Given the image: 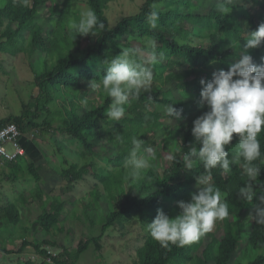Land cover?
Returning a JSON list of instances; mask_svg holds the SVG:
<instances>
[{"label": "trees", "instance_id": "obj_1", "mask_svg": "<svg viewBox=\"0 0 264 264\" xmlns=\"http://www.w3.org/2000/svg\"><path fill=\"white\" fill-rule=\"evenodd\" d=\"M86 1L98 20L105 24L104 30L97 28L96 37L89 34L77 35L75 38V34L69 32L73 0H28L27 6L22 0H5L4 6L0 8V54L29 55L37 88L32 101H23L21 114L1 119L0 127L14 122L25 134L31 128L64 133L93 155H96V144L92 143V139L103 140L104 144H111L114 150L113 156L106 155L103 150L102 157L113 163L116 170L110 174H96L104 190L96 187L90 192H98V198L103 194L101 202L105 223L101 234L81 239L75 253L67 247L64 227H60V223L65 219L64 207L73 196L71 191L75 188V182L94 173L92 164L74 162L64 168L60 172L61 178L66 181L61 188L63 192L58 196L48 195L43 211L37 217L41 230L48 233L57 228L61 230L57 242L51 239L41 242L24 240L19 250H7L1 240L3 223L6 221L17 226L22 219V211L18 202L5 194L6 203L0 207V251L20 254L27 247H33L39 255L46 259L52 258L56 264H77L80 256L92 244L101 250V240L106 231L131 215L145 216L143 221L149 223L161 208L171 217L179 214L177 202L190 200L192 192L198 190L196 176L205 174L202 162L195 160L193 170H186L182 158L189 146L196 143L191 131L194 120L208 107L197 110L189 124L183 122L175 126H167L164 113L156 107L172 103L177 109L182 108V116H185L187 99L198 97L196 95L201 92V79H211L216 65L218 70H227L231 63L244 54L246 41L242 36L264 23V0H206L210 4L207 13H184L186 9H198V6L195 0H179L175 2L174 8L166 11L156 7L159 14L157 26L152 28L148 20L152 6L171 0H145L138 13L124 17L116 27L111 28L106 10L113 0ZM187 24L193 26L192 32L186 28ZM195 30L200 33H195ZM129 33L152 41L144 48L155 57V61L149 65L153 79L146 90L141 89L137 96L130 98L129 104L125 106V116L115 122L108 120L104 112L111 99L102 90L95 92L99 95L98 100L91 98L89 82L99 79L105 71L104 65L100 63L97 66V62L106 59L110 51L121 52L119 40ZM132 53L136 62L145 65L137 50ZM247 53L255 63L264 64V43L248 49ZM35 55L38 57L35 58ZM177 67H183V72L177 73ZM188 77L192 79L184 81ZM174 79L178 80L180 97H176L171 89H164V85ZM57 96H61L63 102L58 115H54L49 105L56 101ZM43 114L46 116L40 122ZM158 132L163 134L161 142H158ZM133 137L140 139L144 148L160 145L174 149L171 162L163 169L156 164L159 155L150 158V167L134 181L140 195H133L125 189L126 182L132 178L123 165ZM258 138L264 158V131ZM33 141L38 145L36 140ZM237 142L238 136L234 134L232 144ZM227 147L231 157V145ZM36 161L31 159L29 172L40 182L43 176ZM11 163L14 164L8 162L0 166L3 169L1 174L8 176L16 171L14 168L7 174ZM254 165L261 170L255 189L257 194H261L264 193V163L257 160ZM211 179L221 190L229 208V216L222 221L223 235L218 237L209 232L189 245H170L168 248L161 247L149 235L138 250L137 264H264V225L246 216L250 205L237 198V191L247 177L242 175L239 166L233 165L230 173L222 174L219 168L212 169ZM104 192L109 193V196ZM36 194L44 196L40 188ZM20 195L21 202L26 203L25 193L21 192ZM50 198L51 208L48 209L46 206ZM208 235L211 241L205 246L202 255L197 254ZM49 245L62 248V253L52 255L46 248Z\"/></svg>", "mask_w": 264, "mask_h": 264}, {"label": "rangeland", "instance_id": "obj_2", "mask_svg": "<svg viewBox=\"0 0 264 264\" xmlns=\"http://www.w3.org/2000/svg\"><path fill=\"white\" fill-rule=\"evenodd\" d=\"M64 1V0H59ZM179 0H171L170 2H161L156 4L158 10L166 11L175 7V2ZM145 0H113L107 10L109 25L111 28L117 26V24L127 16L134 15L141 10V7ZM5 4V0H0V8ZM197 8L186 9L184 13H207L210 10V4L206 0H195ZM89 7L86 0H73V19L79 18V12L81 8ZM257 9V8H255ZM46 19L45 15H43ZM186 28L192 32L193 26L187 24ZM195 33H200L199 30H195ZM92 36V35H91ZM96 37V36H92ZM193 38V37H191ZM194 39V38H193ZM152 41L141 38L138 34L129 33L119 40V48L129 49L131 52L137 50L138 56L143 60L146 66L149 67L151 58L150 53L145 51L144 46L150 45ZM87 45L88 42L85 41ZM156 44V43H155ZM120 51L108 52L106 58L115 57ZM38 55H35L37 58ZM135 61V55L131 57ZM36 60V59H34ZM104 60V59H103ZM97 62V66L102 61ZM183 67H177L175 71L177 73L183 72ZM215 71H218V65L214 67ZM192 77L184 79V81L191 80ZM177 81H168L164 85V89H171L176 97H180V92L177 89ZM36 77L31 67L29 55L20 54L18 56L1 55L0 54V118H8L10 115L21 114L23 110V101L30 102L33 100V96L37 94ZM89 96L95 100H98L99 95L97 93L89 92ZM196 95V94H195ZM198 97L188 98L186 101V114L181 119L172 122L164 113L165 105H157V109L164 113V122L167 126H175L181 123L189 124L192 121V116L197 113V110L208 107L207 105L201 106L199 103L200 94ZM56 101L51 103L49 107L53 110L54 115H58L60 104L63 102L61 96L56 97ZM46 115L43 114L40 118V122L43 121ZM27 135L36 140L39 143L38 151L35 160L40 165V173L43 176V180L37 182L29 172V164L22 163L21 166L11 163V168L7 169V174L11 173V169H16L13 174L4 176L1 174L0 168V207L6 203V196L10 199L18 202V205L22 211V219L17 226L7 223H3L1 240L4 246L8 250H19L24 240L40 242L44 239H51L57 242L61 236V230L55 229L54 232L48 233L41 230L38 215L43 211V206L48 200V195H59L62 191V187L66 181L61 178L60 172L64 168H68L71 163H78L80 165L92 164L93 172L86 175L82 180L75 182V188L71 191L73 195L69 198V202L64 207L65 219L60 223V227H64L65 242L67 247L70 248L72 253H75L79 241L81 239H89L101 234L102 227L105 223L103 213V194L98 198V192L90 193L98 187L103 191V185L101 179L96 174H110L116 170L113 163L103 159L102 151H106V155L113 154L111 144H104L103 140H94L92 143L96 155L89 152L86 148L80 146L76 141H73L68 135L64 133H55L54 131H41L34 128L29 129ZM158 142H161L163 134L157 133ZM98 142V143H97ZM12 149V145H9ZM153 155H159L157 160V166L160 169L167 166L172 160L173 148H163L162 146H152ZM147 155V153H145ZM114 155V154H113ZM111 155V156H113ZM0 166H4L0 164ZM125 189L133 195H140L139 190L135 186L132 179H129L125 184ZM40 188L44 192L43 197H39L36 194L37 189ZM24 192L26 195V203L21 202L20 193ZM109 196V193L104 192ZM108 199V197L106 196ZM50 198L49 204L46 206L51 208ZM104 202V201H103ZM110 207L112 205L110 204ZM252 210L251 205L248 208L246 216H249ZM91 217H89V216ZM157 215V213H156ZM145 216L131 215L122 222L117 223L115 226L110 227L102 238V244L104 249L97 250L95 245L92 244L88 250H86L78 260L77 264H137L139 260L138 250L144 245L147 237L149 236L146 231L147 221ZM95 223H93V222ZM223 222L218 221L214 229L210 232L220 237L223 235ZM211 236H206L204 245L197 251V254L202 255V252L208 242L211 241ZM52 253L59 255L63 249L56 246H47ZM247 261H245L246 263ZM56 264L54 261L42 257L37 253L33 247H27L23 253H6L0 251V264ZM213 264V263H212Z\"/></svg>", "mask_w": 264, "mask_h": 264}, {"label": "clouds", "instance_id": "obj_3", "mask_svg": "<svg viewBox=\"0 0 264 264\" xmlns=\"http://www.w3.org/2000/svg\"><path fill=\"white\" fill-rule=\"evenodd\" d=\"M22 2L27 6L28 0ZM156 7L154 4L148 14L152 28L157 26ZM97 28L104 30L105 24L90 7L81 8L79 18L69 24V32L74 33L75 38L77 35L97 36ZM242 37L246 41L244 54L227 70L215 71L211 79L200 81L199 103L207 105L208 110L194 120L191 131L196 143L189 146L182 160L186 170H193L195 160L202 162L205 174L196 176L198 190L192 192L191 199L177 202L178 215L171 217L161 208L147 223L146 231L161 247L189 245L229 216L221 190L212 183L211 170L216 168L223 174L230 173L233 165L240 167L247 180L239 187L237 198L247 201L252 207L249 216L255 223L264 225V193L255 191L261 170L254 165L257 160L264 163L258 138L264 131V64L255 63L247 53L248 49L264 43V23ZM121 49L115 57L102 61L103 75L89 82L90 92L102 90L111 99L104 112L108 120L115 122L125 116V106L130 98L137 96L141 89L146 90L153 79L150 67L134 61L129 49ZM154 61L155 57H152L149 62ZM164 113L173 122L182 118L183 109L170 103L164 106ZM234 134H237L238 142L233 145ZM131 145L123 166L128 176L136 181L150 167V158L154 156L152 149L144 148L143 142L136 137L132 138ZM230 145L231 157L227 147Z\"/></svg>", "mask_w": 264, "mask_h": 264}, {"label": "built area", "instance_id": "obj_4", "mask_svg": "<svg viewBox=\"0 0 264 264\" xmlns=\"http://www.w3.org/2000/svg\"><path fill=\"white\" fill-rule=\"evenodd\" d=\"M26 134L22 132L17 123L10 122L0 127V164L18 162L20 158L27 155L26 148L21 144ZM9 145H12L10 149ZM54 256H58L50 251ZM53 261L52 258H48Z\"/></svg>", "mask_w": 264, "mask_h": 264}, {"label": "crops", "instance_id": "obj_5", "mask_svg": "<svg viewBox=\"0 0 264 264\" xmlns=\"http://www.w3.org/2000/svg\"><path fill=\"white\" fill-rule=\"evenodd\" d=\"M1 119H4V116ZM39 144V143H38ZM22 145L27 149V155L20 158L18 162L15 163V165L18 164V166L22 163H27L29 164L31 159H35L36 158V154H37V151H38V146L36 145V143L33 141L32 138H30L27 133L26 135L24 136V138L22 139ZM8 168H11V164L8 166ZM101 244H102V241H101ZM102 250L104 249V244H102ZM90 248V247H89ZM88 248V249H89ZM87 249V250H88Z\"/></svg>", "mask_w": 264, "mask_h": 264}]
</instances>
